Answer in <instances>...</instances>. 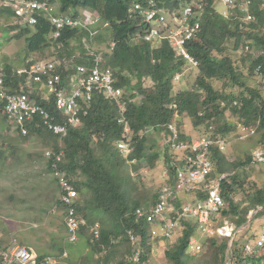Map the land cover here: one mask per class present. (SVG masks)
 <instances>
[{
  "label": "trees",
  "instance_id": "16d2710c",
  "mask_svg": "<svg viewBox=\"0 0 264 264\" xmlns=\"http://www.w3.org/2000/svg\"><path fill=\"white\" fill-rule=\"evenodd\" d=\"M56 1L62 14L80 17L89 12L95 14L102 26L104 24L103 28L108 31L109 38L106 52L101 53L102 64L103 67L112 70L115 77L114 85L122 91V107L119 108L102 92H95L86 115L81 116L78 127L68 128L64 138L60 139L44 128L35 127V122L30 125L28 135L22 137L29 139L38 136L47 145L51 143L52 149L63 151V160L59 168L73 181V187L80 196L76 211L85 220L86 225L78 232L77 242L70 243L66 240V244L62 243L58 247L59 257H53L60 258L66 253L63 247L71 249L72 245L79 243L78 248L84 251L77 264H138L132 261L129 231L138 243L136 249L140 253V264H150L148 260L152 240L148 226L143 220L135 221L134 213L142 205L151 208L157 194L150 201L131 200L130 176L139 168L148 165L151 169L157 162H162L166 167V185L174 187L176 170L181 162L169 156L166 151L163 152L165 158H162L159 148L155 150L156 146L152 147L148 143V135L167 133L168 125L174 124L176 117L186 116L195 128L212 127L213 133L225 138L237 127V124H228L229 120L225 113L229 112L232 118L237 119L238 124L256 127L255 133L246 139L255 140L254 145L262 144L264 93L259 91L262 86L257 83L256 89L242 82L241 75L244 72L237 71L229 52L237 51L240 47L244 49L248 47V51H244L245 59L249 62L247 76L257 81L254 69L264 63V57L253 55L264 51V11L255 4L252 12L256 21L245 23L233 17L221 16L215 9L216 0H203L206 6L199 19L200 32L198 38L190 42L187 48L198 62L197 66L193 67L177 57L165 40L153 45L134 39V35L145 28L140 18L131 10L135 3L144 5L147 0ZM155 1L159 8L171 13L178 12L192 0ZM0 15L9 19L13 17V12L6 8L0 11ZM6 25L7 30L16 32L12 37L24 38L28 53L41 52L50 44L53 45L50 56L53 59L50 61L74 56L69 53L72 40L80 42L85 38L90 43L98 42L101 38L99 35L101 28L98 27L93 30L95 32L93 37L89 36L88 30L65 29L59 38L52 40L51 26L42 17L38 18L37 24L31 28L19 27L15 22ZM227 43H232V47H228ZM89 50L85 47L80 50L74 63L88 65L89 62L85 61L84 57ZM93 52L100 53L97 50ZM19 68H13L10 63L0 66L6 74L4 83L6 89L17 82L26 84V93L54 115L52 101L44 100L31 89L25 78L14 77L15 71ZM186 69L195 71L194 87L173 94L177 85L175 82L178 81H173L174 77L177 74L182 77ZM71 75L72 70H67L62 76L67 81ZM211 81L220 83L221 87H214ZM146 83H150L149 89L146 88ZM1 105L2 103L0 113ZM121 118L127 122L128 132L125 131L124 125L118 122ZM59 119L61 122V117ZM180 124L181 122H177L176 126L179 139L183 140L185 134ZM118 142H125L129 146L128 153L117 148ZM4 156H7L6 152L0 149V161ZM250 159V155L246 154L244 159L230 161L229 156L217 148L211 150L213 170L206 181L215 180L221 174L232 172L220 183V196L225 206L216 219L218 226L224 220L240 226L250 211L264 207V185L248 194L244 202H236L233 198L237 190H242L246 178L244 167L249 164ZM45 166L50 173V161L45 160ZM198 197L205 199L204 194H199ZM53 206L63 210L58 200ZM96 223L99 226V237L91 242L90 229ZM63 224L65 227L64 221ZM180 228L182 229L180 236L164 252L167 264H189L187 250L196 230L190 221H183ZM62 239L64 241L65 237ZM226 242V238L218 237L209 240L206 247L208 252L206 264H224ZM232 254L234 260H240L241 250L233 249ZM42 257L44 256L38 255V261H41Z\"/></svg>",
  "mask_w": 264,
  "mask_h": 264
},
{
  "label": "built area",
  "instance_id": "2783aa9c",
  "mask_svg": "<svg viewBox=\"0 0 264 264\" xmlns=\"http://www.w3.org/2000/svg\"><path fill=\"white\" fill-rule=\"evenodd\" d=\"M231 13H219L225 18H230L233 12H238L242 21L250 23L256 21L252 7L258 4V8L264 11V0H216ZM203 0H192L186 3L178 12H167L158 7L155 0H147L145 4L135 3L132 12L139 17L144 30L134 35L135 40L146 43H159L165 40L177 57L185 60L188 65L197 66L198 62L187 51L188 45L198 38L200 32L199 19L205 8ZM9 8L13 12L12 21L19 27H34L38 18L42 17L51 26L50 38L56 40L65 29H82L90 32L93 37L95 32L91 24L97 23L98 18L90 14V19L85 15L73 17L62 14L59 3L56 0H0V11ZM0 15V19H1ZM1 25V24H0ZM264 33V26H263ZM244 51H248L245 47ZM264 57V51L253 55ZM77 56L62 57L60 60L42 61L26 60L25 65L15 71L16 78H25L28 86L41 95L44 100L52 101L55 114L46 111L25 91L26 84L17 82L13 86H4L6 74L0 69V103L1 113L5 117L12 130L20 137L28 135L30 125L35 122V127L44 128L60 139L67 135L68 128H76L80 124L81 116L86 115L87 108L95 92H102L105 97L114 101L119 108L122 107V91L115 87V77L112 70L103 67L102 56L89 50L84 57L88 65L76 64ZM72 70L68 80L63 79V73ZM256 82L261 84L264 90V63L254 69ZM177 74L173 81H177ZM61 117V122L60 118ZM35 119H37L35 121ZM124 125L125 131L129 127L124 118L118 120ZM258 124V123H256ZM167 147L173 157L181 165L176 170L174 187L163 185L157 193L153 206L149 209L138 207L135 210V221L143 220L149 227L152 238L164 239L172 242L176 231L183 221H191L196 230L208 239L213 237H229L231 228L224 222L217 225L216 219L225 204L220 196V183L228 175L221 174L217 179L206 181L213 167L211 162V150L217 148L223 152L228 144L226 138L213 133L212 127L203 129V133L192 139L189 136L179 139V131L174 124L168 125ZM256 127L237 125V133L240 139L253 135ZM187 137V138H186ZM117 148L128 153L129 146L125 142H118ZM43 157L51 163V176L59 191V203L65 209V228L67 241L74 243L78 241V232L86 222L76 211L78 192L73 187V181L66 172L59 168L63 160V151L52 148L43 151ZM264 166V140L251 154L250 165ZM257 165V166H258ZM166 176V173H165ZM201 192L205 199L174 205L179 200V195H189ZM91 242L99 237V226L96 223L91 229ZM132 246V261L140 264V253L136 249L137 241L128 231ZM201 250L195 239L188 246L189 253ZM264 255V231L259 238L252 243H245L241 248L240 263L251 264L252 258ZM62 264L53 256L42 257L38 261L35 255L27 247L11 243L9 247L0 250V264ZM231 264V261L228 263Z\"/></svg>",
  "mask_w": 264,
  "mask_h": 264
},
{
  "label": "rangeland",
  "instance_id": "374dc122",
  "mask_svg": "<svg viewBox=\"0 0 264 264\" xmlns=\"http://www.w3.org/2000/svg\"><path fill=\"white\" fill-rule=\"evenodd\" d=\"M215 9L218 13L228 12L221 3L215 2ZM90 14L94 16L93 13H84L87 19H90ZM230 17L235 18L242 22L241 17L238 12H233ZM8 23H13L12 19H5V17L0 19V66L4 63H10L13 68H19L25 64L26 60H42L49 61L53 59L51 52L53 51V45L50 44L48 48L44 51L36 53H28L25 49L24 38L15 39L12 37L14 33L6 29ZM91 27L93 30L95 28L99 30L100 40L97 42L91 41L90 43L84 38L80 42L77 40H72L69 45V53L77 56L84 47L89 48L91 51L97 50L101 53L106 52V44L109 38V33L105 30L104 24L98 20L97 23H92ZM97 33V32H96ZM90 41V40H89ZM156 43V42H155ZM228 47H232V43H227ZM231 59L233 60L234 67L237 71L241 72L242 82L252 88L257 89V82L253 78L247 76V67L249 62L245 59L246 54L244 53V48L240 47L237 51H230ZM241 68V70H240ZM185 75V79L184 78ZM181 77V76H180ZM175 82L173 94L178 93L182 90H190L194 87L195 81V71L186 69L183 76ZM211 83L216 88H220L221 84L218 82L211 81ZM146 88H150V83H146ZM259 91L264 93L262 88ZM201 93V92H200ZM226 118H228V124H237V119L231 117L229 112L225 113ZM181 122L180 128L186 134H196L192 137L195 139L199 137L203 132L204 127L195 128L191 120L186 116L176 117L175 124ZM158 137L155 150H158L162 158H165L166 151L168 155L172 158V152L167 149L164 144L163 136L159 139V132L154 133ZM149 134V136H152ZM152 138V137H151ZM226 140L228 141L226 149L223 154L229 156L230 161H236V159H244L246 154L250 155L259 146L254 145L255 140L251 139H240V134L236 130L232 131L226 135ZM154 141V140H153ZM152 141V142H153ZM152 144V146L154 145ZM51 143L48 145L43 139L38 136H32L29 139L20 137L15 130H12L11 126L6 122L2 114L0 113V149H3L7 158H10V163L2 162L0 164V250L7 248L11 243H16L24 245L29 250H31L35 255H46L50 254L54 257H59L58 247L62 243L66 244V238L63 241L62 237H67L65 233V227L63 224V219L61 216L65 217V212L60 213L59 210H54L53 203L55 202L56 194L58 195L56 184L54 179L51 177L50 173L47 171L45 166V159L43 157V151L46 148H52ZM254 145V147H253ZM169 150L170 153L167 151ZM156 152V151H155ZM31 153L32 155H30ZM33 156V160L30 157ZM178 157L175 156L177 161ZM163 160V159H162ZM256 164L255 166L247 164L244 167L246 172V178L244 179L242 190H237L234 195V200L236 202H244L248 194L254 192L255 189L261 188L264 185V166ZM166 167L162 162H157L154 168L143 167L139 168L136 172H132L129 198L133 201L137 199H146L148 201L158 193L163 185H166L165 176ZM229 176L230 173H225ZM180 197V195H179ZM187 202V201H184ZM51 206H53L51 208ZM144 207V205H142ZM140 206V207H142ZM50 209V213H48ZM64 211V210H63ZM46 212L49 214V218H46ZM256 212L255 216L264 214V208H258L257 210H252L249 214L251 218ZM226 220L222 222L221 225ZM232 224L230 221H226ZM91 231V230H90ZM66 234V235H65ZM181 229L179 228L173 237L171 243L167 241L168 244H172L180 236ZM198 234V239L196 238L197 244L201 247L199 252L189 253L187 252V260L189 264H206L208 252L207 245L209 239ZM165 244V246L168 244ZM227 243V242H226ZM239 247L245 243L239 241ZM78 244L72 245V248H66V253L60 258L62 264H77V261L81 260V255L83 249L78 248ZM150 245L149 250V262L150 264H167L162 254L164 247H154ZM232 249H226L223 263L228 264L232 259L231 254ZM62 254V253H61ZM238 259L233 261V264H239ZM60 264V263H59ZM259 264H264L260 262Z\"/></svg>",
  "mask_w": 264,
  "mask_h": 264
},
{
  "label": "crops",
  "instance_id": "0c3cea01",
  "mask_svg": "<svg viewBox=\"0 0 264 264\" xmlns=\"http://www.w3.org/2000/svg\"><path fill=\"white\" fill-rule=\"evenodd\" d=\"M201 127H199L200 129ZM185 134V136H189V137H193L195 134H196V131L195 133L192 135V134H186L185 132H183ZM203 133V132H202ZM201 132L199 133L198 131V134H202ZM162 136H163V140H164V144L166 145L167 143V139H168V133H160L159 134V139H162ZM152 137V138H151ZM185 138V137H184ZM187 138V137H186ZM154 140V141H153ZM153 141V142H152ZM158 141V137L155 136V134L153 133L152 136H149L148 135V143L152 146V144L154 143H157ZM156 146V144H154L152 147ZM167 147V145H166ZM168 148V147H167ZM48 149V148H46ZM30 155H32L31 153H29ZM2 158V157H1ZM7 156H4L2 158V160L0 161V164L3 162H8L10 163L9 160H11L10 158L6 159ZM31 160H33V156L30 157ZM146 167L149 168V166L147 165ZM56 184V183H55ZM56 186V185H55ZM56 189H57V186H56ZM58 192V190H57ZM199 194L202 195L201 192H196V193H192V194H189V195H185V194H180V198L179 200H176L172 203H174V205L176 206H180L181 203H185L184 201H187L189 203L191 202H194V201H199V200H202V199H199ZM204 194V193H203ZM205 196V194H204ZM80 197V196H79ZM56 198L58 199V195L56 194ZM56 201V199H55ZM53 206H51L52 208ZM260 208H264V207H260ZM54 210H59L60 213L58 215H60L61 213H63V210L62 209H58L56 206H54ZM48 213H50V209L48 211ZM46 212V218H49V214ZM251 213V211L248 213L247 217H246V220L244 223H242L240 226H236L234 224H229L227 222V224L230 226L231 228V231H230V235L229 237H226V240H227V249H237V250H241V248L239 247V241H242V242H255L258 238H259V235L261 232L264 231V214L262 215H258V216H255L256 215V212L253 214L254 216H252L251 218L249 217V214ZM63 221H64V217H63ZM226 222V221H225ZM181 229V228H180ZM182 230V229H181ZM196 230V229H195ZM199 233L198 231H195V234H194V239L196 240V238L198 239V234ZM66 235V234H65ZM202 235V234H201ZM203 236V235H202ZM205 237V236H204ZM66 238V237H65ZM210 240V239H209ZM167 243L166 240L164 239H157V238H154L152 240V246L154 247H164L165 244ZM168 244V243H167ZM171 244H168V246L166 245L164 247V250H162V254H164L165 250L170 246ZM24 246V245H22ZM235 246V247H234ZM86 249V248H85ZM63 250H66V247H63ZM84 250V249H83ZM42 256H51L50 254H46V255H42ZM231 258H233V254H231ZM233 259L231 260V264H233ZM251 264H259L260 262H264V255L262 257H259V258H252L251 259Z\"/></svg>",
  "mask_w": 264,
  "mask_h": 264
},
{
  "label": "clouds",
  "instance_id": "9594fccd",
  "mask_svg": "<svg viewBox=\"0 0 264 264\" xmlns=\"http://www.w3.org/2000/svg\"><path fill=\"white\" fill-rule=\"evenodd\" d=\"M153 44V43H152ZM155 44H157V43H155ZM154 45V44H153ZM35 61V60H34ZM25 65V64H24ZM23 65V66H24ZM169 149V148H168ZM51 175V174H50ZM52 177V176H51ZM57 186V185H56ZM57 190H58V188H57ZM58 198H59V191H58ZM157 198V197H156ZM58 201H59V199H57ZM78 201H80V197H79V194H78V200H77V203H78ZM156 201V200H155ZM60 204V203H59ZM61 205V204H60ZM153 206V205H152ZM143 207V206H142ZM62 208H63V213L65 212V209H64V207L62 206ZM144 208H146V207H144ZM146 209H149V208H146ZM64 217V216H63ZM64 219H65V217H64ZM191 222V221H190ZM64 223H65V220H64ZM193 223V222H192ZM227 223V222H226ZM194 224V223H193ZM147 225V224H146ZM194 226H195V224H194ZM181 227V226H180ZM179 227V228H180ZM178 228V229H179ZM196 229V228H195ZM197 231V230H196ZM177 232V231H176ZM65 233H66V228H65ZM148 233H149V227H148ZM201 234V233H200ZM150 235V234H149ZM204 236V235H203ZM151 237V236H150ZM206 237V236H205ZM214 238V237H213ZM154 238H152L151 237V240H153ZM194 239V238H193ZM210 239H212V238H210ZM66 240H67V237H66ZM187 252H188V250H187ZM199 252V251H198ZM188 254V253H187Z\"/></svg>",
  "mask_w": 264,
  "mask_h": 264
}]
</instances>
